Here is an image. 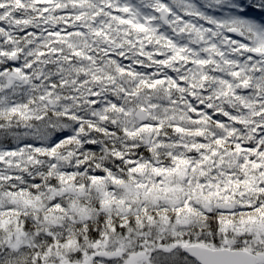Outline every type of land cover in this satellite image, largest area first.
I'll return each instance as SVG.
<instances>
[{
  "label": "snow or ice",
  "instance_id": "obj_1",
  "mask_svg": "<svg viewBox=\"0 0 264 264\" xmlns=\"http://www.w3.org/2000/svg\"><path fill=\"white\" fill-rule=\"evenodd\" d=\"M0 264H264V0H0Z\"/></svg>",
  "mask_w": 264,
  "mask_h": 264
}]
</instances>
